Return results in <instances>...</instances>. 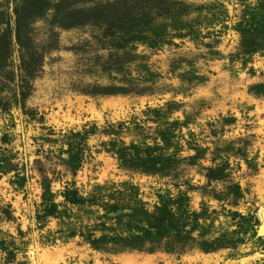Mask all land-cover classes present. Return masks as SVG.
Returning a JSON list of instances; mask_svg holds the SVG:
<instances>
[{
	"label": "rangeland",
	"instance_id": "1",
	"mask_svg": "<svg viewBox=\"0 0 264 264\" xmlns=\"http://www.w3.org/2000/svg\"><path fill=\"white\" fill-rule=\"evenodd\" d=\"M264 0H0V264H264Z\"/></svg>",
	"mask_w": 264,
	"mask_h": 264
},
{
	"label": "bare ground",
	"instance_id": "2",
	"mask_svg": "<svg viewBox=\"0 0 264 264\" xmlns=\"http://www.w3.org/2000/svg\"><path fill=\"white\" fill-rule=\"evenodd\" d=\"M262 216H263V218H264V211L262 212Z\"/></svg>",
	"mask_w": 264,
	"mask_h": 264
}]
</instances>
